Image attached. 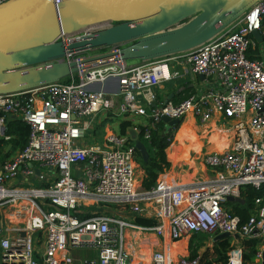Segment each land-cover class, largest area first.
<instances>
[{
  "label": "built area",
  "instance_id": "1",
  "mask_svg": "<svg viewBox=\"0 0 264 264\" xmlns=\"http://www.w3.org/2000/svg\"><path fill=\"white\" fill-rule=\"evenodd\" d=\"M51 1L56 8L60 0ZM117 22L108 18L85 25H94V30ZM77 29L60 32L58 38L91 31L75 34ZM104 47L91 53L65 51L59 60L80 63L64 78L0 93V138H9L5 134L9 117L28 127L24 146L0 161V207L17 204V213L29 208L21 226L5 228L0 222V264H131L125 227L154 233L159 246L151 251L149 264H199L197 255L176 254L169 260L168 243L193 233L223 231L230 238L224 264H244L242 238L257 239L249 264H264V188L253 200L254 211L242 222L223 204L227 195L239 196L242 185L261 188L264 184V0H254L194 46L137 64L116 57L118 43ZM102 52L108 54L97 57ZM170 61L177 66L171 67ZM181 70L201 74L213 86L175 102L160 100L156 89ZM96 84L99 88H92ZM103 84L117 89L105 91ZM106 108L126 113L132 121L140 117L133 127H143V138L163 115L180 120L191 116L200 122L223 120L231 136L221 150L203 153L202 162L213 172L206 181L179 187L159 180L144 190L134 184L135 149L127 134L111 130L98 140L94 137L95 117ZM32 166L38 168L37 174ZM29 177L46 184L16 185ZM80 205H95L101 211L85 217L72 214ZM114 206L125 208L129 218L113 214L109 208ZM134 213L153 216L156 224L135 225ZM38 232L41 237L35 244ZM74 248L94 253L72 256Z\"/></svg>",
  "mask_w": 264,
  "mask_h": 264
},
{
  "label": "water",
  "instance_id": "2",
  "mask_svg": "<svg viewBox=\"0 0 264 264\" xmlns=\"http://www.w3.org/2000/svg\"><path fill=\"white\" fill-rule=\"evenodd\" d=\"M143 1L148 0H60L56 8L51 0L0 2V93L36 87L75 71L80 60L58 59L65 51L118 43L117 58L142 60L187 49L214 34L254 0H172L145 7L140 5ZM108 18L118 22L66 40L58 38L60 32ZM173 24L179 26L169 28ZM252 33L259 39L256 31ZM107 54L102 52L97 57ZM96 86L98 89L100 85ZM102 89L114 92L117 88L103 84ZM160 119L166 129L180 122L164 115ZM125 130L134 149L146 160L148 153L139 130L131 125ZM32 168L37 174L38 168ZM226 199L242 202L239 196L227 195ZM18 234L23 236L24 231ZM227 236L228 232H219L212 240Z\"/></svg>",
  "mask_w": 264,
  "mask_h": 264
},
{
  "label": "trees",
  "instance_id": "3",
  "mask_svg": "<svg viewBox=\"0 0 264 264\" xmlns=\"http://www.w3.org/2000/svg\"><path fill=\"white\" fill-rule=\"evenodd\" d=\"M190 92H192V87L187 86V84H184L175 96H169V98L175 102L183 97H186ZM104 114V117L100 118L98 122H93L92 131L95 139L97 140L100 139V135L103 133L102 128L106 123H112L115 121L116 124L114 130L119 135H126V126H134L132 120L128 118L126 113L119 114L112 112L110 109L106 108ZM136 125L139 128V138L143 142L148 155L146 160H142L138 152L135 150L134 160L136 163H138V166L142 170V175L140 177V187L144 190H148L156 185V179L158 174L169 168L170 164L165 155V147L169 144L172 134H170L169 130H165L163 122H158L156 123L154 128L150 129L149 136L147 138H143V127L139 124ZM187 126L191 128V131H194V128L192 127V122L190 120L187 121L185 119L183 121L180 120L177 125H172L170 127L172 128V130H175L179 127L178 130L176 129L177 131L175 130L177 132L174 138L175 140L180 134V132L184 129V127ZM27 130V125L17 118L9 117L6 120L5 134H8L9 138L7 140H3V138H0V161L7 158L15 150L20 149L24 146L26 141ZM182 135L184 136L186 134ZM173 147L174 145L170 146L169 153L173 151ZM263 188L264 184L261 188H254L249 184L242 185L239 189V197L241 198L242 202L236 200H226L223 204L231 213L236 214L238 216L239 222H242L254 211L255 205L253 200L255 197L260 196L262 194ZM104 204L105 203H100V206ZM44 206L46 209L51 208V206L49 205ZM93 211L100 212L101 208L95 205H80L79 207H75V209L72 210V214H75L80 217H85L90 215ZM132 223L138 226L151 227L156 224V218L153 216H145L142 214L134 213L132 214ZM35 234L36 239H38L37 241H35V244H38L41 235L39 232ZM197 238H199V234L193 233L190 236V239ZM229 241V237H221L214 239L212 241L214 257L210 260H205L202 264H224L226 257L225 251L229 246ZM240 242L242 246L243 263L245 264L253 262L254 254L256 251L257 239L242 238ZM197 245V243L194 244V246ZM175 253L181 254V251L175 249ZM190 255L192 256L195 254L191 253Z\"/></svg>",
  "mask_w": 264,
  "mask_h": 264
},
{
  "label": "crops",
  "instance_id": "4",
  "mask_svg": "<svg viewBox=\"0 0 264 264\" xmlns=\"http://www.w3.org/2000/svg\"><path fill=\"white\" fill-rule=\"evenodd\" d=\"M128 65H133V64H128ZM170 65L171 67L177 66L176 64H174L173 61H170ZM184 84H187V86L192 87L193 94H197L203 91L204 89L213 86V82L206 83L203 80V78L199 77L197 74L191 73L190 71L183 72L181 70V73L178 77H176L172 81L166 82L160 88L156 89L157 96L162 100H164L165 98H169V96H175ZM96 87H97L96 85L92 86V88H96ZM211 122L210 124H213L214 127L212 128L211 126V128L209 129L210 131L208 133L206 132V130L202 131V133L203 132L205 133L204 134L206 138L205 145H207L208 148H211L208 149L207 151H213L214 150L213 147L217 148L218 150H221L227 144L225 133L223 132V130L217 129L214 123ZM176 131L174 133V137L175 134L177 133ZM182 134H186V135L183 136ZM202 136L203 135L197 134L195 130L191 131V128L189 126L184 127V129L177 136L176 140L171 143V145H174L173 151L169 153V149H168V155L165 152L166 158L172 166L168 170H166L165 172L163 171V173L159 175V180H167L169 183L175 184L176 186L187 187L204 182L213 175L212 170L209 167H206L203 163L198 162L199 163L198 166H195L193 164L194 159L198 157L197 154L200 151V147L204 146L203 142L200 140ZM178 160L184 161L186 163V164L184 163L180 164L181 167L183 165L186 169L183 168L178 169V165H179ZM13 181L14 180H12L10 183L11 184L14 183ZM4 208H8V210L10 211V213L7 212L6 214L8 219H10L9 220L10 224H4L3 226H5V228L13 225L21 226L25 218L28 216V212H29V208L26 207L22 210V213H17L18 212L17 204L2 206L0 207V211L3 210ZM11 218L15 219L16 222H13ZM0 221H1V214H0ZM125 235L127 238L132 237V242H130V244L128 245L129 248L128 251L131 252L132 255L131 261H133L136 259L138 249L145 246L143 245V241L146 235H142V237H140L141 234L139 231H131L128 235L127 230ZM184 244H185L184 238L170 241L168 243L167 254L169 260L170 259L173 260L176 257L175 249L181 251V254L184 253L183 252ZM148 245L151 247L152 245H157L156 237L154 235L152 238L148 240ZM71 255L80 256L72 253Z\"/></svg>",
  "mask_w": 264,
  "mask_h": 264
},
{
  "label": "rangeland",
  "instance_id": "5",
  "mask_svg": "<svg viewBox=\"0 0 264 264\" xmlns=\"http://www.w3.org/2000/svg\"><path fill=\"white\" fill-rule=\"evenodd\" d=\"M172 0H148V1H143V3H140V5H142L143 7H145L146 5H148L149 3H167V2H170ZM190 15H193V14H190ZM191 16H188L187 18H185L184 20H187L189 19ZM183 20V21H184ZM94 25L92 24H88V25H85L84 27H79V29H77L75 31V34H78V33H81L82 31L84 30H92ZM175 26V24H173L172 26H170L169 28ZM260 46L263 50V45L262 43H260ZM101 49H106V47H102ZM97 51L96 49H87L85 50L84 52L85 53H91V52H95ZM264 55L262 54V57ZM127 64H135V63H139L140 59L138 58H128L125 60ZM141 62V61H140ZM182 88V87H181ZM104 112L105 110H102L101 112H99L96 117H95V122H98L100 120V118L104 117ZM185 120L189 121L191 120L192 122V127L194 128L195 132L199 135H203L200 140L203 142L204 146L200 147V151L199 153L197 154V158L194 159L193 161V164L195 166H198V164L202 162V156H203V153L205 151L208 150V146L205 145L206 143V138H205V133L202 131L206 130V132L208 133L211 128V126H213V124H210V121L207 120V121H204V122H200L199 120L197 119H193L191 116H187L186 118H184ZM138 120H140V117H135L134 118V121H132V123H136ZM183 121V120H182ZM212 123V122H211ZM223 123V120H218V121H214V125L215 127H217V129H220V130H223V132L225 133V138H226V143L230 140V136H231V130L229 129H226L225 127H228L226 124H221ZM115 124L116 122H112V123H106L104 126H103V132H108V131H111V130H114L115 129ZM181 125V124H180ZM177 129V128H176ZM175 129V130H176ZM167 131L169 130L170 131V134H172L171 136V140L169 142V144L165 147V152L167 153L168 155V149H169V146L171 145V143L175 140L174 138V133H175V130H172V128H169V129H166ZM176 135V134H175ZM220 135V133H219ZM174 139V140H173ZM211 149V148H210ZM191 155V154H190ZM174 161V160H173ZM199 162V163H198ZM178 169L180 168H183V169H186L183 165L181 167L180 164H186L184 161H180L178 160ZM170 164V163H169ZM204 164V163H203ZM206 167H209L208 165L204 164ZM172 165L170 164L169 165V168L171 167ZM168 168V169H169ZM167 169V170H168ZM40 170L42 172H46L47 169L44 167V166H40ZM166 171V170H165ZM164 171V172H165ZM163 173V172H161ZM159 173L158 176L161 174ZM142 175V170L141 168L138 166V163L135 162V167H134V179H135V184L137 186H139L138 188H141L140 185H138V182L140 183V177ZM50 176L52 177L53 174L50 173ZM157 176V179H156V182L159 181V177ZM12 180H16V178H13ZM43 184H45V180H41V179H36L34 177H29L27 181H22V182H19L17 183L16 185H23V186H42ZM142 189V188H141ZM110 210L113 211V214L117 215V216H120V217H123L125 219H128L129 216L125 213L126 210L125 208H120V207H110L109 208ZM7 212L10 213V211L8 210V208H4L3 210L0 211V214H1V224L2 226L4 224H10V219H8V217L6 216ZM11 220H13V222H16L15 219L11 218ZM126 230H127V234L129 235V233L132 231L129 227H125V233H126ZM138 231V230H136ZM129 232V233H128ZM140 234L142 237V235H146L144 241H143V245L147 246L148 245V240L150 238L153 237L154 233L152 231H140ZM151 234V235H150ZM199 234V238L197 239H190V236L191 235H184V236H181L180 238H184V241H185V244H184V253L182 254H187V255H190L191 253H194L195 255L198 256L199 258V264H202L205 260H210L214 257V251L212 249V237H213V234L212 233H198ZM158 238V237H157ZM179 239V238H178ZM177 240V239H176ZM240 240V239H239ZM125 242H126V249L128 251V245L130 244V242H132V237L130 238H126L125 237ZM197 243L198 245L197 246H194V244ZM157 246H159L158 244L157 245H152L151 247V251L153 249H156ZM150 247V246H149ZM150 251V252H151ZM129 252V261L131 263V260H132V255H131V252ZM71 253L72 254H77V255H80V256H90L92 255L94 252L91 250V249H88V248H74V249H71ZM142 255H140L141 257ZM176 258V257H175ZM174 258V259H175ZM173 259V260H174ZM140 261V262H139ZM143 264L142 260H137V264ZM245 264H249V263H245Z\"/></svg>",
  "mask_w": 264,
  "mask_h": 264
},
{
  "label": "bare ground",
  "instance_id": "6",
  "mask_svg": "<svg viewBox=\"0 0 264 264\" xmlns=\"http://www.w3.org/2000/svg\"><path fill=\"white\" fill-rule=\"evenodd\" d=\"M97 24V23H94ZM175 26H179V25H175ZM184 119V118H183ZM191 121V120H190ZM214 126H212L213 128ZM214 150H218L217 148L213 147ZM135 184V183H134ZM132 231H136L137 229H131ZM126 237V235H125ZM127 238V237H126ZM181 239V238H179ZM177 239V240H179ZM174 241V240H173ZM151 246L149 247V245L147 246H143L142 248L138 249V253L136 256V259L131 261V264H137V260H142L143 264H149V258H150V254H151ZM140 255H142L140 257ZM168 256V254H167ZM169 258V257H168ZM140 262V261H139ZM139 264V263H138Z\"/></svg>",
  "mask_w": 264,
  "mask_h": 264
}]
</instances>
